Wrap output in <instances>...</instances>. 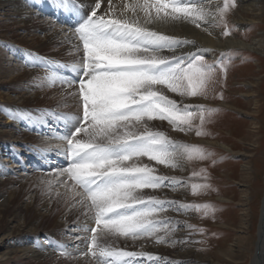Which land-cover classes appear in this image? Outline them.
I'll return each instance as SVG.
<instances>
[{"label": "snow or ice", "instance_id": "snow-or-ice-1", "mask_svg": "<svg viewBox=\"0 0 264 264\" xmlns=\"http://www.w3.org/2000/svg\"><path fill=\"white\" fill-rule=\"evenodd\" d=\"M51 3L73 18V36L78 41V59L56 65L65 71H50L46 79L49 86L59 83L66 87V95L77 109L49 114L60 125L56 138L67 162L55 170L56 175L70 185L86 219L76 229L84 236L75 238L82 239L86 247V251L78 249L79 254L90 258V264H143L141 258L154 264L157 258L153 254L114 247L110 241L155 237L156 243H166L165 237L175 230L159 219L166 205L177 211L194 209L204 216L212 215L215 208L148 195L146 189L176 191L186 182L158 174L157 168L143 163L142 158L181 170L187 162L216 161L204 147L177 142L151 122H167L174 131H194L197 137L208 135L206 124L218 110L182 103L166 92L181 98H207L218 74L226 75L231 58V53H222L223 59L210 62L199 48L177 54L185 46L195 47L194 41L167 30L190 23L211 34L212 28L223 25L222 35L229 36L225 17L237 6L236 0H223L222 4L214 0H122L121 6L107 0V9L102 8L101 0ZM28 64L51 67L39 57ZM17 117L26 118L24 113L12 118ZM191 176L208 180L203 168ZM190 188L197 195L212 186L192 182ZM88 220L94 222L92 226ZM160 231L165 235L157 236ZM62 254L71 255L67 251Z\"/></svg>", "mask_w": 264, "mask_h": 264}, {"label": "rangeland", "instance_id": "rangeland-1", "mask_svg": "<svg viewBox=\"0 0 264 264\" xmlns=\"http://www.w3.org/2000/svg\"><path fill=\"white\" fill-rule=\"evenodd\" d=\"M237 2L236 0V4ZM237 6L230 10L225 17L231 33L238 32L237 27L231 21ZM261 17L264 19V11ZM40 19L44 18L40 17ZM4 22L6 23L7 21H0V23ZM263 27L264 24H259L255 28H247L241 31V33H255L260 28L264 29ZM220 28L224 30L223 25ZM262 31L264 32V30ZM17 33L18 35L12 39L8 38L9 40L0 37V44H2L0 48L1 57L4 58L6 55L7 59L10 60L11 58L13 64H17L16 66H20L31 73L29 72L26 77H19V79H15L17 77H13L14 75L10 76V78L9 75L3 78L0 77V203L2 202L5 207L9 208V211H12L18 205L24 207V210L29 208L32 215L28 220H32V216L38 219L34 223V229L36 230L25 236L24 240L15 248L26 247L39 250L43 244H47L52 247L54 254L45 260V264H69L71 260L68 258L72 259L73 255H64L62 251H67L68 253L70 251L75 252L77 250L75 248L80 247L82 244L85 247V242L82 239L77 240L75 238L77 236H84L83 232L76 229L86 222L85 217L74 215L68 219L63 218V208L72 209L76 205L75 201L78 197H75L73 200H63L62 197L58 198L57 195L52 196L49 193L50 191L60 190L66 194L71 192L70 194L73 195L72 191H70V185H65L61 179V182H57L56 180L58 177L55 170L60 168L47 171H37L35 167H29L26 170L19 168V164L16 163L17 159L22 158L23 154L31 152L28 150L31 143L29 138L30 136H36L31 129H25L23 126H21L22 128L19 132L16 127H13L19 117L14 120L12 117L8 119L5 117V113L10 114L13 107L21 103L20 100L26 99L32 93L37 94V96L34 99L30 97L29 101L22 104L25 106H22V108L34 110L36 116L41 121L43 119L56 120L49 112H76L77 109L73 99L69 96L63 97L57 91L58 88L67 90L66 87L59 83L49 86L46 78L49 76L50 71H44L40 66L30 67L28 62L33 57H39L41 60L52 59L69 63L70 59L77 54H72L69 48L63 50L64 52L61 54L62 52H59L61 49L58 46H53V49L51 48L48 52L41 48H36L34 51L29 50L25 42L29 41L31 36L21 30ZM33 34L37 38L43 36L40 31L33 32ZM21 53L29 58V60H25L27 66L22 63L20 58ZM222 53H231L230 64L226 75L218 74L216 81L210 88L207 99L210 102L219 104L221 101H225L229 104V107L221 108L220 106L203 103L193 104H202L218 110L214 114L212 121L206 124V131L209 134L202 137L222 142L228 145L232 151L226 152L215 145L211 147L200 144L199 146L213 153V159L216 162L214 164L210 160L187 162L189 173L185 179L184 177L182 178L186 183L187 181H191V183L208 182L214 190L210 189L193 195L191 188H189L186 194L187 198L185 197L186 199L167 197L163 194L158 196L157 194H159L161 189L145 190L148 195L155 196L162 201H176L178 204H211L214 206L215 212L212 215L204 216L202 212H197L194 209L177 211L166 205L167 210L160 214L159 219L166 220L169 229H175L165 237L168 242L156 243L155 239H153L155 237L142 239L152 240L150 244L152 243L154 249L173 244L172 241H175V243L179 241L182 243V249L179 252L194 248V250L198 251V258L203 259L205 264H250L255 249L261 200L264 192V172L262 174L264 170V53L255 54L242 50L228 49L221 51L215 59H210L207 55H205V58L210 62L218 58L223 59ZM237 81L238 83H236ZM248 82L252 83L253 90L247 86ZM252 92L256 94L257 106L253 105L254 98L252 100L244 97L245 94H251ZM166 94L172 99L182 101V103L192 104L190 102L186 103L187 97L181 98L170 92H166ZM6 107L11 108L9 109L10 111ZM154 123L161 124L163 122L154 121ZM164 124L166 125H163V128L166 131L154 128L165 132L177 142L189 144L192 141L189 139L187 142L184 139V142L182 136H178L182 139L174 137V133L179 134L180 132L174 131L167 122H164ZM9 143H11V146ZM60 145L59 143L57 146ZM57 146L51 147L49 145L45 147L47 149L51 147L50 149H52ZM57 148L62 149L61 146ZM142 162L151 163L155 166V162H149L147 158H142ZM246 166H248V169H246ZM202 168L207 172V181H204L202 177L191 176L193 171H199ZM161 169L166 170L168 168L161 166ZM157 170L158 174H166L164 176H168L167 170L161 171L158 168ZM168 177L172 176L169 175ZM164 189L171 190L170 188ZM33 196H37L38 199L35 203L29 200ZM218 196L224 199H220ZM40 200L47 201V203L50 202V204H46V206L42 205L39 203ZM187 213L196 214V218L194 216L190 217ZM7 216L5 215L3 219H6ZM87 223L89 226H92L94 222L89 220ZM57 225H59L57 231L53 232L52 230ZM199 229H203L204 231L200 232ZM156 235L162 236L165 233L164 231H160ZM34 238H38L39 240L34 241ZM110 243L114 247L124 248L128 251L149 253L145 247L147 246V242L143 243L141 247H136V249H133V245H128L124 240L120 242L111 241ZM51 244L55 246L53 247ZM82 249L81 251H86V247ZM231 251L239 255L237 260L229 257ZM76 256L82 257L79 253ZM153 256L157 258L154 264H173V260L167 256L156 252ZM141 259L143 260V264H149L146 259ZM187 262L191 261L188 260ZM184 263L186 262L180 260L176 264Z\"/></svg>", "mask_w": 264, "mask_h": 264}, {"label": "bare ground", "instance_id": "bare-ground-1", "mask_svg": "<svg viewBox=\"0 0 264 264\" xmlns=\"http://www.w3.org/2000/svg\"><path fill=\"white\" fill-rule=\"evenodd\" d=\"M237 1H238L237 2L238 6L234 11L231 21H232V24L237 27L238 32L231 33V35L229 36L222 35L223 30L220 27L212 28L211 34H209L208 31H204L201 28H196L195 25L190 24V23L177 25L173 29H168L167 31L169 32V34L175 35L180 38H187L188 40L194 41L195 47L185 46L181 49H178L177 54L193 52L196 50V48H199L200 51L204 53L205 55H207L210 59L217 58L221 51L228 50V49L229 50L230 49L242 50V51H246L249 53H255V54L257 53L263 54L264 53V32L262 30L264 29L260 28L259 31L257 32L255 31V33L253 32V33H248V34H242L241 31H244L245 29L250 28V27L255 28L259 24L260 25L264 24V19H262L261 17L264 11V0H237ZM101 2H102V8L107 9L108 8L107 0H101ZM214 2H218L222 4L223 0H214ZM38 3L48 8L53 6L51 3V0H0V21L1 20L7 21L6 23L5 22L0 23V37L5 38V39H8V38L12 39L16 35H18L17 32L21 30V31H24L27 35L31 36L30 40L25 42L26 47H28L29 50L31 49L32 51H34V49L36 48H41L48 52L49 50H51V48L53 49V46H58L61 49V50L59 49L60 50L59 52L60 53L62 52L61 54H63L64 52L63 50L65 49L67 50V48L71 50L72 54H77L75 51V45L78 41H77V38L73 36V30L63 25H56L54 22L50 21L48 18H44L41 20L39 13L36 12L35 10H32L34 6ZM113 3L117 6H121L122 0H113ZM38 31H40L43 34V36L40 38H37V36L33 34V32L36 33ZM1 46L2 44H0V48ZM1 54L2 53L0 49V63L3 64V65L0 64V77L1 78H3L6 75L7 76L9 75V78H10V76L14 75L13 77H17L15 79H19V77L24 78L28 75L30 71L23 69L20 66H16L17 64H13L12 63L13 61L11 60V58L10 60L7 59L6 55L3 58L1 57ZM165 54L171 55L172 53L167 52ZM76 59H78V55L71 58L69 63L70 64L73 63ZM236 83H238V81ZM247 86L253 90V86L251 82H248ZM57 91L63 97L68 96L66 95L67 90H63V88H58ZM255 95H256L255 92H252L251 94H245L244 97L250 98L253 100V98L255 99ZM35 96H37V94L32 93V95L27 96L26 99L24 98L20 100L21 103L13 107L12 111L9 110L11 108H8L10 106L6 107V109L10 111V114L5 113V117L9 119V117H13L17 113H20L21 111H22L21 113L25 114L26 116L25 119L22 120L19 118L18 121L14 123L13 127L14 128L16 127V129H18L19 132L22 128L21 126L31 127V125L36 124L37 126L41 127L39 128V130L41 131L43 130V132L40 131L39 132L40 134L36 135V137L30 136L29 138L31 140L29 147L30 149H34L35 151L34 154H37V152L40 150L39 148H43L49 145L51 147H55L59 145V143L61 144V141L56 138L57 135L55 133H53L49 137L42 136L44 133H48L49 127L48 126L43 127L46 121H43L40 124L39 117L36 116L34 110H30L29 108L27 109L22 108V106H24L22 104L29 101L30 97L31 99H34ZM188 102L192 104L193 103L209 104V105H214V106H220L221 108L229 107L228 106L229 104L225 101H221V103L219 104V103L210 102L205 97L187 98L186 103ZM253 105L257 106L256 99L253 100ZM29 116L30 118H28ZM151 123L153 124V127L166 131L163 128V125H166L164 124V122L161 124L154 123V122H151ZM175 136L178 139L183 138V141L185 139L187 142L189 139H191L192 141L189 142V144H196V145L205 144L211 147L215 145V146L220 147L222 150L226 152L232 151V149L228 145L222 142L216 141L214 139L213 140L204 139V137L202 136L197 137L194 131L191 133H184V132H180L179 134L174 133V137ZM178 136H182V138ZM9 144L11 146V143ZM60 146H57V147H60ZM51 147H48V148L50 149ZM161 166L163 165H155L154 167H157L161 171L167 170L168 176L170 175L172 177H177L180 179L184 177L185 179V177L189 173L188 172L189 167L187 163L183 170L171 169V168L162 170ZM248 166H246V169H248ZM263 172L264 170L262 171V174ZM163 175H166V174H163ZM58 179L62 180V178H56L57 181ZM190 184H191V181H187L185 187L179 188L176 191L161 189V191L157 195L161 196L163 194V195H166L167 197L185 198L186 194L188 193V189L190 188ZM49 193L52 196L57 195L58 198L62 197L63 200H73L75 198L73 195L70 194L71 192H69V194H66L63 191L56 190V191H50ZM218 198L224 199L223 197H220V196H218ZM29 200L34 203L38 201L37 196L30 197ZM204 200H207V199H204ZM39 203L45 206L46 204H50V202L47 203V201H41V200ZM63 210H64L63 218L65 217V219H68L69 217H72L74 215L85 217L83 210L79 205H74L72 209H68L64 207ZM5 215H8V216L6 219H3ZM31 215H32L31 210L29 208L24 210V207L18 205L15 209H13L12 211H9V208L5 207L2 202L0 203V264H42L43 262H44L43 264H45V260L54 254L52 247L47 244H43L41 246V249L39 250H33V249L26 248V247L15 248L16 246H18L20 242L24 240L25 236H28L29 234L32 233V231L36 230L34 229V223L38 219L35 218V216H32V220H28V218H30ZM187 215H190V217L194 216V218H196V214L187 213ZM58 227L59 225L55 226L52 231L53 232L57 231ZM35 240H39V239L34 238V241ZM121 240L126 241L128 245H133V249L134 248L136 249V247H141L143 243L147 242L146 244L147 246H145L147 248V252L153 253V254L156 252L160 255L167 256L173 260V264L179 263L180 260L186 262L184 264H205L203 259L198 258V251L194 250V248L192 249L189 248L185 250L184 252H179V250L182 249V245H181L182 243L179 241L175 244H169L166 247H160L158 249H154L152 243L150 244L152 240L148 241V239H145V240L140 239V240L132 241L131 239L125 240L121 238V239H114L111 241L120 242ZM51 245L53 247L55 246L54 244H51ZM81 247L83 248L84 245L82 244L80 247L75 248L77 249L75 250V252H71V251L69 252L71 253V255H73L72 259L68 258L69 260H71L70 261L71 263L69 264H90V258H86L83 256L82 257L76 256V254H78L79 251H81L82 249ZM254 247H255L254 254L251 258L250 264H264V192H263V198L261 200L258 232H257V238L255 240ZM83 249H85V247ZM238 256L239 255L233 251L229 253V257L235 260L238 259ZM188 260H190L191 262H187Z\"/></svg>", "mask_w": 264, "mask_h": 264}]
</instances>
